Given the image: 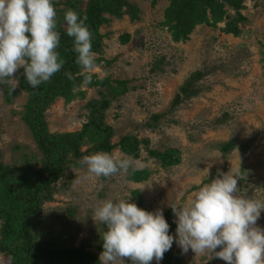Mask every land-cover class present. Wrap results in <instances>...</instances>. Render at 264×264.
<instances>
[{
	"label": "rangeland",
	"instance_id": "obj_1",
	"mask_svg": "<svg viewBox=\"0 0 264 264\" xmlns=\"http://www.w3.org/2000/svg\"><path fill=\"white\" fill-rule=\"evenodd\" d=\"M80 1L83 9L86 0ZM130 1L136 5L139 18L131 21L127 15L121 19L106 16L107 22L99 31L103 35L102 57L110 64L102 62L90 71L98 79L125 80L129 86L105 111V120L114 131L111 141L132 134L149 139L153 148L178 147L182 157L179 164L162 168L142 151L140 158L133 159L134 167L149 169L151 174L141 182L127 180L123 172L97 178L87 172L81 160V165L70 171V183L62 180L56 184L53 200L44 205V228L51 234L63 231L66 244H84L98 255L95 238L99 222L93 210L105 199L115 202L130 195L129 202L134 203L131 192L137 189L147 211L160 208L164 215L170 204L186 200L211 174L237 168L239 193L264 201V0H244L241 13L247 21L240 26L239 36L223 32V22L214 26L200 23L186 39L178 41L172 39L164 22L168 0L155 4L152 0ZM125 34L128 38L121 42ZM195 70L205 72L198 82L199 94L163 114L155 127H146L153 114L167 112L179 86ZM7 86L14 93L9 102ZM79 89L84 94L71 102L57 98L49 105L46 119L50 132L81 127L88 112L85 106L98 98V93L87 85ZM25 101L26 93L19 86L12 91L7 82L0 83V160L16 169L25 156L38 154L21 119ZM229 139L235 145L223 154L217 144ZM109 154L125 155L117 148ZM170 220H175L173 213ZM257 225L264 229V212ZM171 248L179 253L182 264H207L206 255H195L191 250L182 254L175 243ZM0 264L9 261L0 255ZM209 264L226 262L213 259Z\"/></svg>",
	"mask_w": 264,
	"mask_h": 264
},
{
	"label": "trees",
	"instance_id": "obj_2",
	"mask_svg": "<svg viewBox=\"0 0 264 264\" xmlns=\"http://www.w3.org/2000/svg\"><path fill=\"white\" fill-rule=\"evenodd\" d=\"M157 1L152 0V4ZM61 3H64L63 7H60ZM80 4V0H53L56 30L60 34L56 51L65 61L62 69L35 89L23 77L22 68L17 72L18 86L26 93L21 119L36 145L38 154L25 156L24 163L18 169L0 160V255L7 260L11 257V264H99L98 254L84 244H66L67 237L63 231L49 233L44 228L42 218L45 203L53 200L56 184L62 180L70 183V171L81 165L85 155L101 151L109 153L117 148L132 159L140 158L144 151L147 158L154 159L162 168L173 167L181 161L178 147L153 148L147 138L139 139L136 135L125 134L117 142L111 141L114 131L105 120V111L114 99L127 92L129 86L125 80L111 82L108 78L98 79L90 72L85 73L75 63L73 39L65 33L66 22L63 17L69 9L87 17L85 23L92 33V51L96 54L95 67H98L102 62H110L102 57L103 35L99 31L102 24L107 22L106 16L121 19L127 15L131 21H135L139 18L138 9L130 0H86L83 9ZM243 8L244 0H168V6L164 10V22L175 41L186 39L194 26L200 23L214 26L223 22V32L239 36L240 26L247 21V17L241 13ZM230 9L234 12L232 15L229 14ZM127 38L128 34H125L120 41L125 42ZM65 73H70L72 78L69 79ZM85 74L91 76V83L87 86L96 88L98 98L90 99L86 104L88 112L81 127L75 131L50 132L46 119L49 105L57 98L69 103L77 95L82 96L84 92L79 87L82 86ZM204 75L203 70L191 72L174 94L167 112L153 114V121H146L145 126L155 127V121L163 114L173 111L183 101L197 96L200 92L198 82ZM5 93L6 101L9 102L14 93L8 91V86ZM234 145V140L229 139L219 142L217 148L226 154ZM83 147L86 149L82 151ZM150 174L151 171L146 168L135 171L130 169L126 178L132 182H141L147 180ZM217 176L211 174L200 185ZM131 193L137 207L145 209L140 191L136 189ZM171 216L172 211L169 208L164 217L169 224L170 233L176 227L170 220ZM97 227L99 233L95 241L100 253L105 226L99 222ZM160 263L182 264V261L179 253L171 248Z\"/></svg>",
	"mask_w": 264,
	"mask_h": 264
},
{
	"label": "clouds",
	"instance_id": "obj_3",
	"mask_svg": "<svg viewBox=\"0 0 264 264\" xmlns=\"http://www.w3.org/2000/svg\"><path fill=\"white\" fill-rule=\"evenodd\" d=\"M63 19L65 33L73 39L75 63L88 73L95 67L96 54L87 17L69 9ZM56 28L53 0H0V83L7 82L14 91L22 68L23 77L35 89L59 72L65 61L56 51L60 40ZM65 75L72 78L70 73ZM89 83L91 76L85 74L82 86ZM82 164L97 178L136 170L131 157L102 151L83 157ZM239 177V169L230 168L183 202L170 204L174 235L160 208H139L129 202L130 195L115 202L103 200L93 210L94 219L105 226L99 264H125L124 258L130 264H160L173 243L182 254L191 250L206 255L207 264L213 259L226 264H264V229L257 225L264 201L240 194ZM8 260L11 264V257Z\"/></svg>",
	"mask_w": 264,
	"mask_h": 264
}]
</instances>
